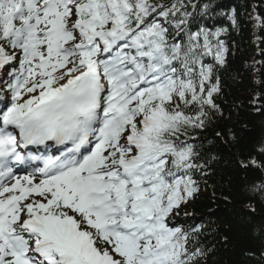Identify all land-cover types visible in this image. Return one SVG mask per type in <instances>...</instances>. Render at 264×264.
Instances as JSON below:
<instances>
[{
    "label": "snow or ice",
    "instance_id": "1",
    "mask_svg": "<svg viewBox=\"0 0 264 264\" xmlns=\"http://www.w3.org/2000/svg\"><path fill=\"white\" fill-rule=\"evenodd\" d=\"M216 7L0 0V264H200V229L170 217L210 163ZM240 166L264 172V140Z\"/></svg>",
    "mask_w": 264,
    "mask_h": 264
},
{
    "label": "trees",
    "instance_id": "2",
    "mask_svg": "<svg viewBox=\"0 0 264 264\" xmlns=\"http://www.w3.org/2000/svg\"><path fill=\"white\" fill-rule=\"evenodd\" d=\"M219 4L228 52L215 64L219 111L193 135L210 163L197 173L199 192L185 208L186 228L198 227L200 264H264V197L251 186L264 178L240 161L257 155L264 140V0H211ZM235 11L236 23L229 15Z\"/></svg>",
    "mask_w": 264,
    "mask_h": 264
}]
</instances>
